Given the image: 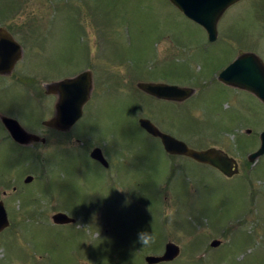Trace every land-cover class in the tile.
<instances>
[{
    "label": "rangeland",
    "instance_id": "rangeland-1",
    "mask_svg": "<svg viewBox=\"0 0 264 264\" xmlns=\"http://www.w3.org/2000/svg\"><path fill=\"white\" fill-rule=\"evenodd\" d=\"M1 26L24 54L0 76V114L47 142L20 145L0 124V200L10 220L0 264H147L168 241L181 253L156 264H264V154L248 160L261 143L264 103L219 79L240 48L264 61V0L226 13L220 30L230 44L208 42L170 0H0ZM88 69L94 86L82 119L69 131L43 125L56 101L45 84ZM139 81L195 92L171 103ZM140 117L190 147L226 152L239 172L229 178L169 155ZM95 146L109 170L90 157ZM60 211L76 221L54 223Z\"/></svg>",
    "mask_w": 264,
    "mask_h": 264
},
{
    "label": "water",
    "instance_id": "water-1",
    "mask_svg": "<svg viewBox=\"0 0 264 264\" xmlns=\"http://www.w3.org/2000/svg\"><path fill=\"white\" fill-rule=\"evenodd\" d=\"M239 0H170L182 13L193 21L203 25L209 35V40L217 38V22L221 14ZM24 49L11 32L4 26L0 27V75H11L17 62L23 57ZM223 83L248 90L264 102V61L255 52H241L219 75ZM93 74L91 70H84L73 77L52 81L45 84L46 94H56L55 113L50 119L43 120L47 127L60 131H68L84 114V106L91 98L93 91ZM137 87L145 93L163 100L184 101L191 97L195 89L187 86L169 84L165 82L139 81ZM4 126L13 140L22 145L35 142H46V137L26 130L13 117L0 114ZM140 126L150 135L161 140L165 151L173 155H182L198 163L210 165L219 170L226 177H232L239 172L237 160L226 152L212 146L205 149H195L186 142L166 133L147 117L139 118ZM259 148L250 153L248 160L254 162L264 154V130L260 134ZM91 157L108 165L103 151L95 147ZM32 175L25 178L29 183ZM56 224H69L76 221L65 212H56L52 216ZM10 220L4 201L0 200V232L9 227ZM219 239L211 241L212 247L220 245ZM181 248L178 244L169 241L162 255H147L148 264L171 261L179 256Z\"/></svg>",
    "mask_w": 264,
    "mask_h": 264
},
{
    "label": "flooded vegetation",
    "instance_id": "flooded-vegetation-1",
    "mask_svg": "<svg viewBox=\"0 0 264 264\" xmlns=\"http://www.w3.org/2000/svg\"><path fill=\"white\" fill-rule=\"evenodd\" d=\"M240 1H243V0H239L238 2H240ZM238 2H236V3H238ZM236 3H234V4H232L231 6H229L222 14H221V16H220V18H219V20H218V22H217V38L214 40V41H210L209 40V35H208V32H207V30H206V28L203 26V25H201V24H198V23H196V24H198L203 30H204V32H205V37L207 38V40H208V42H210V43H212V44H215L216 43V45H218L219 44V42H221L222 41V39L223 40H225L226 41V44H230L231 42H230V40L232 41V34H226L225 35V37H223L221 34H222V31L220 30V26H221V21H222V19L225 17V15H226V13H228V11L230 10V8L232 7V6H234ZM224 38H226V39H224ZM245 51H250L249 49H239L238 50V54H240L241 52H245ZM252 51V50H251ZM237 57V56H236ZM235 57V58H236ZM234 58V59H235ZM233 59V60H234ZM91 72H92V70H91ZM92 74H93V72H92ZM0 76H2V75H0ZM144 92V91H143ZM147 94V93H146ZM49 95V94H48ZM51 95V94H50ZM52 95H55V97H56V100H57V95L56 94H52ZM149 95V94H148ZM167 101H169V102H171V103H183L184 101H174V100H167ZM55 103H56V101H55ZM54 107H55V104H54ZM78 123V122H77ZM76 123V124H77ZM0 124L2 125V127L4 128V129H6V127L4 126V124H3V122H2V120L0 119ZM75 124V125H76ZM74 125V126H75ZM47 127V126H46ZM49 128H51V127H49ZM51 129H55V128H51ZM7 130V129H6ZM55 130H57V129H55ZM58 131V130H57ZM60 131V130H59ZM47 139V138H46ZM46 142H47V140H46ZM45 142V143H46ZM35 143H42V144H44L43 142H35ZM95 147H99V146H95ZM94 147V148H95ZM93 148V149H94ZM101 148V147H100ZM102 149V148H101ZM103 150V149H102ZM92 151V150H91ZM91 151H90V153H89V155H90V157H91ZM109 153V152H108ZM103 154H104V156H105V158H106V160L108 161V165L107 166H105L102 162H100L99 160H96V159H93L92 157V159L93 160H95L97 163H99L103 168H106L107 170H109L108 168L111 166V158H109L108 157V154H106V153H104V151H103ZM170 155V154H169ZM172 156H179V155H172ZM181 156V155H180ZM113 166H115V163L113 162ZM116 168V167H115ZM167 243V242H166ZM165 247H166V244H165ZM164 251H165V248H164ZM163 251V252H164Z\"/></svg>",
    "mask_w": 264,
    "mask_h": 264
},
{
    "label": "clouds",
    "instance_id": "clouds-1",
    "mask_svg": "<svg viewBox=\"0 0 264 264\" xmlns=\"http://www.w3.org/2000/svg\"><path fill=\"white\" fill-rule=\"evenodd\" d=\"M149 240L150 237L146 234V232L139 235V241L142 243V245H147L149 243Z\"/></svg>",
    "mask_w": 264,
    "mask_h": 264
},
{
    "label": "trees",
    "instance_id": "trees-1",
    "mask_svg": "<svg viewBox=\"0 0 264 264\" xmlns=\"http://www.w3.org/2000/svg\"><path fill=\"white\" fill-rule=\"evenodd\" d=\"M25 81H26V79H25ZM25 81H24V83H25Z\"/></svg>",
    "mask_w": 264,
    "mask_h": 264
}]
</instances>
